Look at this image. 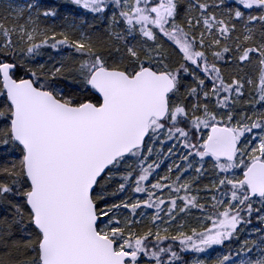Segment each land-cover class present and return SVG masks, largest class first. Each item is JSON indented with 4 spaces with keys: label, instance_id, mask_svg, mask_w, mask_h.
<instances>
[{
    "label": "snow or ice",
    "instance_id": "6c2138e0",
    "mask_svg": "<svg viewBox=\"0 0 264 264\" xmlns=\"http://www.w3.org/2000/svg\"><path fill=\"white\" fill-rule=\"evenodd\" d=\"M0 264H264V0H0Z\"/></svg>",
    "mask_w": 264,
    "mask_h": 264
}]
</instances>
